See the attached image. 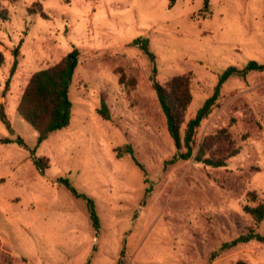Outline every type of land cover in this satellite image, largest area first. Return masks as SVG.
Returning <instances> with one entry per match:
<instances>
[{
  "label": "rangeland",
  "instance_id": "1",
  "mask_svg": "<svg viewBox=\"0 0 264 264\" xmlns=\"http://www.w3.org/2000/svg\"><path fill=\"white\" fill-rule=\"evenodd\" d=\"M1 6L8 20H0V107L12 132L0 121V140H11L0 141V264H264L261 242L220 250L251 230L264 235V220L256 225L244 211L264 203V70L229 76L196 130V145L228 130L239 152L226 167L171 163L176 149L149 61L131 45L148 39L159 83L190 77L187 122L228 67L264 65V0H209V13H201L203 0L171 7L169 0H4ZM73 48L80 57L69 88L70 124L36 148L35 157L48 164L40 174L29 152L37 134L16 108L30 76ZM101 98L108 121L97 113ZM63 178L94 201L98 230L85 200Z\"/></svg>",
  "mask_w": 264,
  "mask_h": 264
},
{
  "label": "trees",
  "instance_id": "2",
  "mask_svg": "<svg viewBox=\"0 0 264 264\" xmlns=\"http://www.w3.org/2000/svg\"><path fill=\"white\" fill-rule=\"evenodd\" d=\"M2 1L4 0H0V20L7 21L8 13L1 6ZM175 1L169 0V7ZM28 12L30 15L39 14L40 17H45V14L41 10L37 12L29 9ZM201 13H209V0H203ZM131 45L138 48L149 61L151 87L155 92L159 107L165 118L167 132L176 149V153L170 162L174 163L177 160L187 161L193 159L196 163L205 167H226L228 160L235 157L239 152V148L236 147L228 130L223 128L214 134L205 136L198 145L195 142L196 130L200 126L201 121L209 116L213 107L216 105L221 85L229 76L236 75L243 77L251 71L261 72L264 70V65L250 61L242 70L235 67H228L220 76L213 93L205 99L194 116L185 122V114L192 100L190 77L188 75H177L170 77L164 83H159L155 78L157 73L155 55L149 49L148 39L139 37L133 40ZM19 47L20 43L13 50L14 60L10 69L9 78L6 81V87L17 65ZM79 57L80 52L73 48L56 65L33 73L19 99L16 108L17 113L37 134L36 145L29 152L32 162L40 174H44V171L48 168V164L47 160L35 157L36 148L51 133L65 129L70 124L72 103L69 99V88L79 63ZM2 61L3 55L0 53V65ZM97 113L102 119L106 121L110 120L108 107L103 98L100 99V106L97 109ZM0 121L11 133L12 128L2 107H0ZM0 141L3 143L11 142L9 139ZM15 141L20 147L28 148L20 137H17ZM127 151H129L128 148ZM121 156L122 154L117 155L118 158ZM135 164L141 167L136 161ZM59 182L64 184L75 197L85 200L92 227L98 230L99 220L94 201L78 194L69 185L67 179H60ZM251 197L253 199L255 198L254 195H251ZM244 211L253 219L256 225H259L264 220V203L262 202H259L254 207L245 206ZM250 241L264 243V235H260L251 230L239 235L230 242L223 243L220 250L233 248ZM117 264H122V261L119 260Z\"/></svg>",
  "mask_w": 264,
  "mask_h": 264
}]
</instances>
